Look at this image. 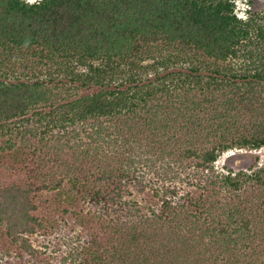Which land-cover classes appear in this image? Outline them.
I'll return each mask as SVG.
<instances>
[{"label":"trees","instance_id":"1","mask_svg":"<svg viewBox=\"0 0 264 264\" xmlns=\"http://www.w3.org/2000/svg\"><path fill=\"white\" fill-rule=\"evenodd\" d=\"M235 8L0 0V264H264V167H215L264 146V12ZM148 59L197 64L106 81Z\"/></svg>","mask_w":264,"mask_h":264},{"label":"rangeland","instance_id":"2","mask_svg":"<svg viewBox=\"0 0 264 264\" xmlns=\"http://www.w3.org/2000/svg\"><path fill=\"white\" fill-rule=\"evenodd\" d=\"M26 2L32 3L35 0H25ZM235 2V12L238 17L242 20H246L249 16V11L252 13H263L264 12V0H233ZM157 61V59H155ZM155 60L148 59L144 62H139V66L141 68L129 69L130 66L127 63H121L120 67L116 71L110 72V76L106 81H108L112 86H116L120 82H125L128 80L129 75L139 74L140 77L144 81L155 80L157 83V74L159 72V76L167 78V82H178L183 79L187 73L191 72V68L197 63L193 64L192 62L187 61H179L174 64L167 63V66L161 67L156 63ZM160 60V59H159ZM96 64H100L99 62ZM103 65V64H102ZM153 65H157L156 69H153ZM201 68V74L203 75V79L205 81L210 82L209 75L211 74V70L208 66L204 64H198ZM101 66V65H100ZM77 71L84 72L82 67L76 66ZM104 67V66H103ZM25 78V77H23ZM100 86L94 85L93 88H83L79 90V95L91 94L100 90ZM50 150L53 152L55 156L59 155V153L68 154L72 148H74V143L68 141L66 138L63 140H52L49 142ZM3 153H0V156L3 157ZM5 157H7L5 155ZM264 167V146L260 148H251L245 147L240 149H233L223 153V155L216 161L215 167L216 171L221 174L228 173V169L237 170H247L251 167L255 168ZM4 227L0 226V240L5 238L4 236ZM4 254V252L0 253V258Z\"/></svg>","mask_w":264,"mask_h":264},{"label":"clouds","instance_id":"3","mask_svg":"<svg viewBox=\"0 0 264 264\" xmlns=\"http://www.w3.org/2000/svg\"><path fill=\"white\" fill-rule=\"evenodd\" d=\"M39 0H35V1H33L32 3H34V2H38Z\"/></svg>","mask_w":264,"mask_h":264}]
</instances>
